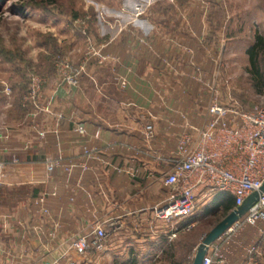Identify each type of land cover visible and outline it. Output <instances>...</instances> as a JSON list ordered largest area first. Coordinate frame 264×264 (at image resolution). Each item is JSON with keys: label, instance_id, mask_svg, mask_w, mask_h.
Returning a JSON list of instances; mask_svg holds the SVG:
<instances>
[{"label": "crops", "instance_id": "obj_1", "mask_svg": "<svg viewBox=\"0 0 264 264\" xmlns=\"http://www.w3.org/2000/svg\"><path fill=\"white\" fill-rule=\"evenodd\" d=\"M147 27L150 32L152 25ZM141 28L135 22L116 24V37L101 40L109 60L98 65L91 59L76 86L62 82L54 70V50L44 51V63L28 61L11 73L6 88L0 86V264H190L197 244L190 247L187 235L220 209L207 215L212 198L199 199L190 217L169 222L157 219L155 210L168 195L159 178L168 170L163 160L180 135L204 125L206 108L180 100L188 93L173 79L182 81L186 73L176 77L167 69L170 42L143 36ZM126 32L133 37L124 38ZM32 78L42 80L37 109L22 97ZM147 124L154 129L150 141ZM79 127L84 134L75 132ZM84 147L106 149L87 162L86 172L46 170L47 159L80 162ZM43 195L48 215L35 204ZM110 220L118 227L109 232L106 250L75 257L71 241ZM186 226L191 230L183 233ZM263 227L264 222L246 225L228 243L224 236L215 242L223 243L230 264H243L247 250L255 248L258 264Z\"/></svg>", "mask_w": 264, "mask_h": 264}, {"label": "rangeland", "instance_id": "obj_2", "mask_svg": "<svg viewBox=\"0 0 264 264\" xmlns=\"http://www.w3.org/2000/svg\"><path fill=\"white\" fill-rule=\"evenodd\" d=\"M126 22L141 23L143 36L152 33L170 42L167 69L176 77L186 73L182 81L173 79L188 93L180 100L206 110L215 100H232L245 112L264 103V90L256 87L247 55L257 37L264 40V0H0V79L7 81L30 60L44 63L47 50L55 52L52 65L61 81L60 62L84 71L91 60L86 56L88 37L108 61L101 40L116 37V24ZM147 24L152 25L150 32ZM126 34L124 38L133 37ZM29 71L34 75L36 70ZM223 218L221 212L215 214L189 233L190 247ZM257 261L264 264V252Z\"/></svg>", "mask_w": 264, "mask_h": 264}, {"label": "built area", "instance_id": "obj_3", "mask_svg": "<svg viewBox=\"0 0 264 264\" xmlns=\"http://www.w3.org/2000/svg\"><path fill=\"white\" fill-rule=\"evenodd\" d=\"M139 8L138 4L135 10H141ZM139 14L137 13V16ZM86 56L94 59L98 65L107 61V57L93 46L89 37ZM59 64L62 82L76 86L77 77L82 73L83 68L77 69L67 62ZM41 84V79H31L23 99L25 104L39 108L38 94ZM0 86L7 87L2 80H0ZM75 132L84 134L85 131L79 127L75 129ZM40 135L42 136L43 133ZM144 135L147 141L154 138V129L151 124L144 127ZM106 149L111 147L108 146ZM106 149L84 147L80 162L63 163V159L58 157L45 160V168L51 171L56 167H62L67 174L75 168L86 172L87 162L98 159ZM163 161L167 164L168 170L159 178L168 190V195L163 205L155 210L157 219L169 222L190 217L197 200H209L216 193L223 192L233 198V210L240 207L251 194H259L257 201L245 215L222 235L227 237L224 243H228V239L238 229L264 222V192L260 193L264 183V103L245 112L232 100L227 103L213 101L207 107L204 125L201 128H190L189 132L180 135L171 156ZM14 163H17V160H14ZM3 166L0 159V168ZM117 171L123 172V169L117 168ZM49 195L55 196L56 191L53 190ZM45 197L46 195L38 197L35 204L42 206V213L48 215V210L43 207ZM117 227L118 223L112 220L96 224L90 234L72 240L69 250L77 258L87 253L100 254L106 250L109 232ZM191 227L186 226L181 231L187 233ZM260 232L264 234V227L260 229ZM254 255H256L255 248H249L247 259L243 264H257ZM68 264H76V262L70 260ZM202 264H230L223 243L214 242L210 245Z\"/></svg>", "mask_w": 264, "mask_h": 264}, {"label": "trees", "instance_id": "obj_4", "mask_svg": "<svg viewBox=\"0 0 264 264\" xmlns=\"http://www.w3.org/2000/svg\"><path fill=\"white\" fill-rule=\"evenodd\" d=\"M250 73L255 80L256 87L264 90V40L260 37L255 39V43L247 50ZM234 208L233 198L227 193L218 192L212 197V201L206 208L205 214H212L220 209L222 217L227 216Z\"/></svg>", "mask_w": 264, "mask_h": 264}, {"label": "water", "instance_id": "obj_5", "mask_svg": "<svg viewBox=\"0 0 264 264\" xmlns=\"http://www.w3.org/2000/svg\"><path fill=\"white\" fill-rule=\"evenodd\" d=\"M264 192V183L260 188V193ZM259 194H251L244 203L231 211L220 222H218L207 234L204 235L201 242L197 245L191 264H202V260L208 250V247L217 241L230 227H232L257 201Z\"/></svg>", "mask_w": 264, "mask_h": 264}]
</instances>
